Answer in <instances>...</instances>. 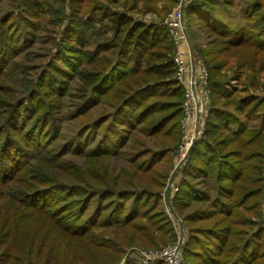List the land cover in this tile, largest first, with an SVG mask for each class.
<instances>
[{
    "label": "trees",
    "instance_id": "obj_1",
    "mask_svg": "<svg viewBox=\"0 0 264 264\" xmlns=\"http://www.w3.org/2000/svg\"><path fill=\"white\" fill-rule=\"evenodd\" d=\"M15 1L11 0L10 9L0 11V79L14 71L21 74L17 89L20 94L11 101L1 100L5 104H0V181L17 178L26 171L32 158H40L38 155L47 150L56 154L69 152L82 155L88 159L89 168L94 173L88 182L97 187L88 196L71 197L69 202L75 205L65 216L66 221L60 223L59 220L57 224L62 225L70 237H89L101 257L107 251L110 254L111 247L116 243L111 239L115 234L106 238V229L94 235V230L99 227L122 225L120 234L127 235L123 240L140 242L142 237L139 236L143 233L139 230L143 218H151L153 225L158 219L165 222V218L159 210L152 215L157 212L156 206L148 200L152 198L155 201L157 196H151L149 190L137 192L134 186L153 184L150 176L159 180L161 169L167 167L169 155L178 140L177 121L183 90L174 79V48L166 27L134 21L123 9L109 7L110 2L106 0H83L85 3L74 10L71 8L68 16L64 14L65 0ZM110 1L116 4V1ZM238 2L243 3L240 9L234 8L238 13V17L234 18L236 12L228 10L227 6ZM187 8L188 16L196 17L209 31L223 38L209 41L216 47L206 51L212 54L211 60L215 62L209 68L217 71L226 68L230 72L235 68H245L249 71L245 79L249 88H258L255 77L251 75L255 71L253 59L243 62L239 54L244 46L255 47L258 52L264 53V0H193ZM255 12L257 18L252 20ZM65 18L67 25L64 24ZM43 22L45 26H42ZM49 25L53 29L47 27ZM38 29L48 33L49 44L55 46L56 53L47 50L46 60L39 61V65L29 57L25 59L30 65H17L16 56L33 46ZM59 29H62V37L57 42L55 37ZM80 46L87 54L85 57L77 59L76 63H73L74 57H65L69 48L75 50ZM200 53L204 54V49ZM256 71L264 72V65L258 66ZM215 75L220 76L219 73ZM143 76L153 79L139 84L137 81ZM68 78L76 81L79 90L73 118L88 117L89 111L98 106L102 110L96 117L88 119L77 142L75 139L67 142L69 149L56 150L49 143L57 137L58 127L49 113L62 106L60 101L67 94L66 89L63 90L65 87L58 86V81ZM128 78L135 87L129 85ZM235 79L238 77L232 81ZM220 80L213 81L208 69L211 97L230 98L232 93L226 91L229 84H222ZM119 83L127 90L116 87ZM235 91L244 93L233 99V109L227 107L228 103L222 106L217 104V99L212 101L204 136L191 148L190 159L175 196L176 206L184 210L185 215L186 212L197 213L199 210L201 216L196 217L197 220L207 222L195 231L201 238L202 246L196 244V253H191L193 249L188 247L194 246L196 238L191 237L189 246L184 249V255L192 258V264H264V232L254 229V223L246 220L247 216L258 215L262 177L257 174L258 170L253 171L251 164H256L258 158L252 157L249 164L244 165L247 156L258 153L244 154L249 151L250 143L264 150V111L260 116L262 131L250 129L252 133L249 134L247 122L256 108L249 110L247 97L242 99L250 94L245 85L241 89L235 87ZM175 96L178 99L165 100ZM260 107L264 110L263 105L259 104ZM50 132L52 137L48 139ZM246 134L250 136L245 138ZM107 155L125 160L131 166L128 172L124 171L127 166L119 170V174L128 180L125 185L110 179L102 163ZM245 172L247 175H244ZM52 184L54 182L30 185L29 189L18 190L13 195L18 194L23 206L39 210V214L58 216L61 204L74 193L68 184ZM238 184L253 185V188H246L245 195L234 201L237 194L233 191L238 189ZM58 188L68 190L67 195L59 193ZM113 190L118 191L117 199L113 197ZM100 191L108 192L114 199L103 196ZM251 196V204L248 201L244 206L242 200ZM92 200L95 204L88 209L93 204ZM194 203L195 209L188 211ZM240 206L246 209V213L232 220L235 209ZM210 207L213 214L207 210ZM221 217H230L228 221L222 220L225 227L215 225ZM130 224L133 229L128 228ZM232 226L235 237L230 233ZM148 228V233L162 229L160 226ZM120 234H116L117 237ZM7 250L3 256H10ZM111 259L112 264H138L132 260L117 261L116 257Z\"/></svg>",
    "mask_w": 264,
    "mask_h": 264
},
{
    "label": "rangeland",
    "instance_id": "obj_2",
    "mask_svg": "<svg viewBox=\"0 0 264 264\" xmlns=\"http://www.w3.org/2000/svg\"><path fill=\"white\" fill-rule=\"evenodd\" d=\"M106 1L110 2L109 7L112 6V8H116L120 11H122L123 9L134 21H140L145 25H163V19H166L165 17L169 13L176 10L179 3L178 0H175L174 2H168L166 0H114L116 1V4H113V2H111L110 0ZM10 2L11 0H2L0 2V11L10 9L12 7L8 6ZM82 3H85V1L65 0L63 4L65 16L71 14V8L72 10H74L79 6H82ZM241 3L238 2L233 6H227L229 8L228 10H234L235 7L236 10L240 9ZM188 6L189 5L180 8L182 30L185 35L186 43L183 49L185 51L184 54L186 58H188V55L190 53L192 58L194 57L195 61L197 62L195 63L197 66H203L204 68H206L207 75L209 69L213 81H219L221 79L220 83H228L229 86L228 88H226V91L227 93H232V96L230 98H222L220 96H215L213 98L211 97L209 92V103H207L205 106L195 105L196 107H192L191 109H189L188 116L185 115L184 110L182 109V103L185 98L184 93L181 96L182 103L180 107V116L177 121L178 140L176 145L173 146L172 151L169 155V162L167 164V167L161 169V177L159 178V180H156L155 178L152 179V177L150 176V180L153 182V184L140 183L137 186H134L137 187V192H145L149 190L151 196L152 194H155L157 196L155 201H153L152 198L148 200L153 204V206H156L155 209L157 212H154L152 215H156L157 213H159V210L162 216L165 218V222H162V220L158 219L153 225L152 223H150L152 220L151 218L149 220L146 217L143 218L142 226L139 230L140 233H143L141 236H139L142 237V239L140 240V242L132 243H128V241L123 240V238H125L127 235L120 234V230L123 228L122 225L116 224L114 226L111 225L95 229L93 232L94 235H96L98 232L103 231L104 229H106L107 233L106 238H111L113 234H115V236L111 238L116 243V246H113L112 244V252L109 254L107 251L105 256H98L99 254L96 251L97 248L93 246L94 243L90 241L91 239L89 237H70L65 233L63 229L64 227L57 224V221L59 220L60 223H62L61 221H66L65 216L70 212L73 204L75 205L74 202H69V199L71 197L88 196L90 195L92 190L96 189L97 187L96 184L93 186L88 182L89 177H93L94 175L93 171L89 168L90 164L88 162V159L83 157L82 155H78L76 152V154H71L69 152L56 154L52 150H47L41 155H38V157L40 158H32L30 161L31 163L28 165L26 171L19 174L17 178L10 181H0V264H112L113 261L111 258L115 257L117 261L121 262L124 260H132L138 264H151L153 262H156L157 260L149 258V253H157L162 248L173 245L177 246L181 250L183 264H186L187 261H190V264H192V258L188 259L184 255V249L186 248V246H189L190 238L196 237L193 241L194 246L188 247L189 249H193L191 253H196L195 251L198 247L196 244L201 245V238H199V235L195 233V231L196 229H200V227H202L203 225H206L207 222H205V220H197L196 217L201 216V212H199V210H197V213L190 212V214H187L186 212L185 215V212H183L184 210L179 209V207L175 204V196L178 193L180 184L182 182L184 169L188 165L191 151L189 150L187 159L179 161V154H181L179 146L182 142V136L185 133L184 119L186 118V116L189 119L190 123L186 125L187 128H189L190 130H195V133L198 131L201 132L198 139L200 140L204 136L208 108L212 104V101L217 99V104L219 105L228 103L226 104L227 107L233 109V102L235 101H233V99L237 96L243 95L244 93L242 91H235V87H237V89H241V86L245 85L248 89V93L250 94L244 95L242 99H245L247 97L246 104L248 105L249 110H253L256 108V112L250 115V120L247 122L249 134L250 132L252 133V130L254 129L262 131V127H260L262 123L260 120V116L262 114V111L264 110L262 109V107L259 108V104L264 106V72L259 73V71L257 72L256 70L258 66L264 65V53L258 52V49L255 47L252 48L251 46H244V50H242L239 54L242 56L241 61L243 62L253 59L255 71L252 72L251 75L255 77V83L258 84V88H249V82L245 81L247 75L249 74V71L245 68H235V70H232V72L228 71L226 68H222L219 71L210 69L209 67H211L212 63L215 62L211 60L212 54L207 53L206 51L216 47L213 42L211 43L209 41L215 39L221 40L223 38H219L216 34H214V32L209 31L207 26L201 23L196 17L188 16ZM220 8L223 9V6L220 5ZM235 12L236 13L233 14L234 18H236V16L238 17L237 11ZM259 13L260 12H258V14ZM255 15L256 12L253 17H251L252 20H255L257 18V16ZM66 19L67 18L64 19L65 25H67ZM239 19L243 20V18L241 19L240 17ZM45 25V22H43L42 26ZM64 26H61V28ZM47 27L53 29L50 25ZM61 32L62 29H59L58 33L56 34L55 39H57V42H60V39L62 37ZM47 36L48 33L44 29H38L36 31V39L33 46L22 52L20 55L16 56L15 63L17 65H22L24 63L30 65L31 63H27V60L25 59V57H29L34 59V61L37 63L36 65H39V61L41 62L46 60L47 50L51 49V52L55 54L56 48L55 46L49 44V39L47 38ZM169 37L172 41V37L170 35ZM69 44L73 45L71 42H69ZM218 45L222 46L221 43H219ZM201 49H204V54L200 53ZM67 52L68 54L65 57L67 59L74 57L75 59L73 63H76L77 59L85 57L87 55L83 51L81 46L75 50L69 48V51H65V53ZM234 59L235 57H232V61H235ZM215 73H219L220 76L215 75ZM20 77L21 74L14 71L9 73L6 77L4 76L0 79L1 105L5 104L1 100L11 101L20 94L17 91L19 87ZM130 77L131 76H129V78ZM234 77H238V79L232 81ZM129 78V85H131V87H135L134 84H131ZM222 78H225V80H222ZM152 79L153 78L150 76H143L142 79H138L137 82L139 84L146 83L148 81H152ZM58 86L61 88L65 87L63 88V90L66 89L65 94L67 95L63 100L60 101V105L62 106L58 108L56 112L51 111L52 114L49 113L50 117L55 118L58 127V131L56 133L57 137L53 139L51 143H49L51 145V148H54L56 150L69 149L70 144L67 142L71 139H75L77 142L79 133L81 129L85 127L88 119H90L91 116L96 117L102 110L101 106H98L97 108H93L89 111L90 116L88 117L84 118L82 116H79L77 118H73L78 103V99L76 98V96L79 94V90L76 88V81L70 78L64 81L59 80ZM116 87L123 88L124 91L127 90V87L123 86L121 83H119ZM199 89L203 91L204 87L201 85ZM168 99L178 98L177 96H175L174 98H165V100ZM162 100L165 101L164 99ZM252 106L255 107L252 108ZM105 109L111 108L105 107ZM170 110H172L171 107ZM1 116L2 113H0V118ZM203 116L205 119V124L201 127L200 121ZM188 133L191 134L192 131H189ZM249 134H246L245 138H248L250 136ZM51 137L52 133L50 132L48 139H50ZM76 144L77 143H74V145ZM148 144L149 146H151L150 142H148ZM251 144L252 143L249 144V151L244 152V154H251L254 152L258 153L255 154V156H247V160L246 162H244V165L249 164L250 158H258L256 164H251L253 165L252 168H254L253 171L258 170L257 174L259 173L260 177H262V183L260 188L261 195L258 199V215L252 217L247 216L246 220L254 223V229H261L264 232V150L262 151L261 147L252 146ZM79 147L81 149L80 144ZM259 153L261 154L259 155ZM102 163L105 166V170H108V174L110 175V179L112 181H118L121 186L125 185L128 182L126 177H123L119 174V170L122 167L127 166V168L124 170L126 172L131 170V166L127 165L125 160H119L118 157L107 155L102 159ZM244 175H247L246 172ZM119 176L121 177L119 178ZM45 182H54L52 186L68 184L73 189L74 194H71L68 199H66V201L61 204L63 206L60 208L58 216L48 213L39 214V210L33 209L32 207L27 205V207L23 206V204L19 201L20 197L18 196V194L13 195V192H16L18 190L29 189L30 185L43 184ZM111 184L108 187H110ZM237 188L238 189H234L233 191L237 194L236 197L234 196V201H237L240 196L245 195L246 192H244V190L246 188H249L251 190L253 188V185L238 184ZM250 190L249 192H251ZM57 191L65 196L68 193V190L64 191L61 188H58ZM117 192V190H113V197H115L116 199L118 198ZM100 193L103 194V196L108 195V197L114 199L111 194H108V192L100 191ZM60 201L62 200L60 199ZM92 201L93 204L88 209L93 208L95 200ZM242 201L244 202V206L247 205L248 201L251 204V202L253 201L252 196L243 199ZM65 205H68V207ZM195 206L196 204L194 203L190 208H188V211L195 209ZM207 210H209V213L211 214L214 213L211 211V207ZM65 211L67 212L63 213ZM147 211H149V209ZM245 213L246 209L240 206L239 208L235 209V213L232 215L231 219L233 220L240 218ZM225 219L226 221H228L230 217H221L220 221L215 222V225L220 224V227H225L223 226L225 224L221 223L222 220ZM149 226H160L162 227V229L158 232L154 230V232L148 233ZM233 227L234 226H232V228L230 229V233L233 237H235L232 232ZM128 228L133 229L134 226L130 224ZM235 229L238 228L235 227ZM116 234H120L119 237H117ZM13 235H15V237ZM5 250L10 253V256H3Z\"/></svg>",
    "mask_w": 264,
    "mask_h": 264
},
{
    "label": "built area",
    "instance_id": "obj_3",
    "mask_svg": "<svg viewBox=\"0 0 264 264\" xmlns=\"http://www.w3.org/2000/svg\"><path fill=\"white\" fill-rule=\"evenodd\" d=\"M178 7L176 10L169 13L162 21V24L168 30L169 35L172 37V45L174 52L172 53V61L175 65V81L182 87L185 98L182 103V109L185 115L188 116L189 109L192 107L205 106L208 102L209 89L207 87L208 75L206 68L197 66V63L192 56L188 55L186 58L184 54L185 35L182 30L181 24V11L180 8L189 5L193 0H178ZM204 90L199 89L200 86ZM196 105V106H195ZM184 119L185 133L182 136V142L179 146L181 154H179V161L187 159L189 150L193 144L199 139L200 131L195 133V130H190L186 127L189 122L188 117ZM200 126L205 124L204 116L201 119ZM192 131L191 134L188 132ZM149 258L161 261L162 264H183L182 252L177 246H166L157 253H149Z\"/></svg>",
    "mask_w": 264,
    "mask_h": 264
}]
</instances>
